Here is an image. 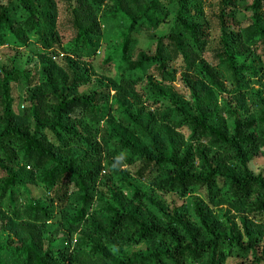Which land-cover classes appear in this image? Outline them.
I'll return each instance as SVG.
<instances>
[{"label":"trees","instance_id":"obj_1","mask_svg":"<svg viewBox=\"0 0 264 264\" xmlns=\"http://www.w3.org/2000/svg\"><path fill=\"white\" fill-rule=\"evenodd\" d=\"M166 1L168 32L130 53L133 33L168 21ZM205 6L0 2L13 51L0 64V264H264V97L252 89V109L242 89L264 81V0ZM110 20L128 26L121 63L97 74ZM132 176L150 190L129 194ZM195 190L193 216L158 199Z\"/></svg>","mask_w":264,"mask_h":264},{"label":"rangeland","instance_id":"obj_2","mask_svg":"<svg viewBox=\"0 0 264 264\" xmlns=\"http://www.w3.org/2000/svg\"><path fill=\"white\" fill-rule=\"evenodd\" d=\"M5 0H0V2H4ZM251 0H240V2L249 3ZM217 0H206V10L208 13H214L215 11V5ZM176 6L172 3H168L166 1V5L162 8V12L164 13L166 11L167 16V22L161 25L155 34L151 33L149 30L140 31L137 33H133L131 36V50L130 53H140L143 52L150 44V40L154 39L156 40L159 36L164 35L168 32L171 23L174 18ZM238 17L241 19H244L246 17V14L243 11H239ZM128 26L122 22H117L116 20H110L108 21L105 26L103 27V36L99 44L98 52L96 55V58L93 62V66L95 69V72L97 74H101L100 67L103 66V63L105 61L111 62V70L112 73H115L118 66L121 63V54H122V48L124 43V34L127 33ZM13 51L8 50L6 47L0 48V64L3 65L4 63L8 64L7 62V56L11 55ZM7 55V56H6ZM250 61V60H249ZM248 61V62H249ZM256 64V66L263 67L264 66V56L259 55L255 56L253 60ZM148 67H144V69L132 71L130 74L132 76H141L144 74V71L147 70ZM224 77L226 78V83L229 84L230 76L225 73ZM242 89L247 90V103L250 105L252 109H255L257 106V98L256 96L251 92L252 89L260 90L261 96L264 97V81L259 80L257 78L249 77L247 79H243L242 81ZM87 88H84L83 90H86ZM82 89H80L81 91ZM163 107L168 106V103L166 101L162 102ZM17 109V108H14ZM182 132L186 137L190 135V132L187 129H182ZM259 164L262 166L264 164V160L261 159L259 161ZM130 183V191L129 194L132 193V188H138L142 192H148L150 190V187L145 185L139 180H136L133 176L129 179ZM28 193L31 196H38L43 197L46 195V192L43 187L40 185H33V186H27ZM158 199L160 202L169 207H177L181 208V211L185 213V215H192L194 213V208L197 205H202L203 202V192H199L197 190L193 191L192 193L188 194L184 199H179L176 195L168 194L159 196ZM59 217L56 218L58 220ZM54 226V225H53ZM50 225V228L53 227ZM51 230V229H50ZM9 236L1 232L0 233V246L4 245L6 242H8ZM143 246L136 247V250L141 249ZM231 261V260H230ZM229 261V262H230Z\"/></svg>","mask_w":264,"mask_h":264}]
</instances>
